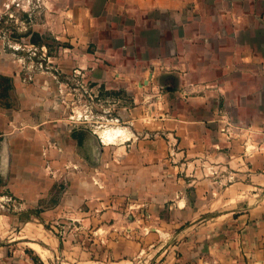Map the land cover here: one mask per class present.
<instances>
[{
  "label": "crops",
  "instance_id": "0c3cea01",
  "mask_svg": "<svg viewBox=\"0 0 264 264\" xmlns=\"http://www.w3.org/2000/svg\"><path fill=\"white\" fill-rule=\"evenodd\" d=\"M48 1L51 68L117 109L53 117L0 54V264H264V0Z\"/></svg>",
  "mask_w": 264,
  "mask_h": 264
},
{
  "label": "rangeland",
  "instance_id": "374dc122",
  "mask_svg": "<svg viewBox=\"0 0 264 264\" xmlns=\"http://www.w3.org/2000/svg\"><path fill=\"white\" fill-rule=\"evenodd\" d=\"M48 3V0H0V54L3 55L4 61L13 58L19 59L18 71L26 77L27 81H32L31 78L38 71L53 70L56 76L55 80L59 81L51 101L53 117L66 118L74 122H86L87 125H94L93 129H100L101 125L106 124L110 118L114 117L117 109L114 106L116 100L92 91V87L87 86L80 76L56 74V71L50 66L52 64L47 61L46 55L49 54V51L47 53V50L33 49L26 44L29 35L24 33L29 27L42 33L47 30L45 22L48 17L45 10ZM13 30H16L20 35L13 36ZM54 50L53 46L50 52ZM43 166L44 169L46 167L49 170L50 176L55 177L52 172L53 168L45 163ZM68 224L66 222L63 225L65 228L60 229L67 231L75 228V224ZM45 226L50 228L48 224ZM217 232L220 234L219 231ZM212 259L213 255L205 252L203 246L199 245L196 253L193 256L189 255L186 259L188 262L184 264H206L205 261L210 262V260L209 264H220V261L214 262Z\"/></svg>",
  "mask_w": 264,
  "mask_h": 264
},
{
  "label": "trees",
  "instance_id": "16d2710c",
  "mask_svg": "<svg viewBox=\"0 0 264 264\" xmlns=\"http://www.w3.org/2000/svg\"><path fill=\"white\" fill-rule=\"evenodd\" d=\"M25 35H29V38L27 40V45L36 47L37 49H41L42 46H44L47 50H51V47H60L61 44L58 40H56L54 37L49 35L48 33H41L38 30H34L33 28H28L27 31L24 33ZM16 30H13V36H18ZM0 79L3 82V90L5 93L8 92V90L11 88L10 79L8 77H4L0 75ZM1 86V83H0Z\"/></svg>",
  "mask_w": 264,
  "mask_h": 264
},
{
  "label": "built area",
  "instance_id": "2783aa9c",
  "mask_svg": "<svg viewBox=\"0 0 264 264\" xmlns=\"http://www.w3.org/2000/svg\"><path fill=\"white\" fill-rule=\"evenodd\" d=\"M31 47H33V46H31ZM33 49H37V48H36V47H33ZM41 49H43V50L45 51V47H44V46H42ZM74 76H80V77H81V73H80V71H79V70H75V71H74ZM81 78H82V77H81ZM85 84H86L87 86H89L88 82H85ZM220 132L223 133V134H226V135H227V138H229L231 132H232V133H233V132H237V129L234 128V126L232 125L231 121H228L227 119H224V120H223V125H222V127H220ZM10 201H12V200H11V199L3 200V202H1V205H2V206L7 205V207H8V206H10V203H11ZM68 223H69L68 225H70V224L73 225V224H74V223H72V222H68ZM57 232H58L60 235H62V234L65 232V230L60 229V230H58Z\"/></svg>",
  "mask_w": 264,
  "mask_h": 264
},
{
  "label": "bare ground",
  "instance_id": "6f19581e",
  "mask_svg": "<svg viewBox=\"0 0 264 264\" xmlns=\"http://www.w3.org/2000/svg\"><path fill=\"white\" fill-rule=\"evenodd\" d=\"M120 132H121V131H120ZM99 135L102 136L103 139H104L105 141H109V140H111L110 131L107 130V129H105V130L99 132ZM33 247L38 251V248H37V247H35V246H33Z\"/></svg>",
  "mask_w": 264,
  "mask_h": 264
}]
</instances>
